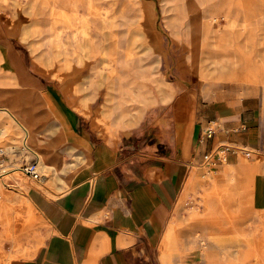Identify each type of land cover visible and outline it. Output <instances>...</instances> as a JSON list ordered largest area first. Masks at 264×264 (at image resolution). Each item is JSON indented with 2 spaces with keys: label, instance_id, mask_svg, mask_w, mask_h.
<instances>
[{
  "label": "rangeland",
  "instance_id": "1",
  "mask_svg": "<svg viewBox=\"0 0 264 264\" xmlns=\"http://www.w3.org/2000/svg\"><path fill=\"white\" fill-rule=\"evenodd\" d=\"M222 1L94 0L105 17L103 22L96 14L89 13L85 5H76L67 16L58 17L57 28L63 40L60 48L69 44L67 36L71 32L78 27L81 30L89 22L92 31L96 23L101 27L104 23L102 41L106 50L112 47L111 35L115 30L120 31L122 39L120 51L133 37L130 30L133 33L136 30L134 36L139 40L135 52L140 58L134 62L137 66L142 64L140 68L145 73L148 68L154 71L150 78L143 79L144 91H151L145 98L151 101L137 121L115 126L112 131L103 115L105 85L99 86L95 95L90 88L94 59L87 65L75 63L78 73L67 78L69 70L57 62L58 45L48 49L43 44L46 39L41 29L44 27L42 16L35 13L41 5L27 0L18 3L0 0L1 43L14 45L20 54L23 74L31 79L30 83L21 82L18 72L13 71L12 79L7 78L2 83L0 78V105L14 104L24 114L30 113L34 134L28 145L39 153L35 170L40 176L37 180L24 175L22 189L9 179L17 165L30 166L36 157L21 145L24 130L19 129L15 134L14 127L6 124L9 115L0 111V128H6V132L0 134V148L8 143L20 144L17 153L0 155V264L33 257L48 236L49 225L45 219L25 203L29 187H38L54 196L65 188L63 180L81 166L79 155L56 147L60 143L59 131L44 98L48 91L55 94L64 107L77 113L82 123L99 138L118 143L125 135L135 133L140 137L136 140L138 147L156 141L160 124L167 129L174 125L184 129L185 123L192 125L197 109L219 99L236 101L246 96L257 97L264 115V18L260 11L249 17L244 8L245 0H229L228 15L214 21L212 11ZM263 1L258 0L257 4L263 6ZM177 3L179 8H176ZM77 22L79 25L75 26L73 23ZM92 34L94 40L97 39L95 30ZM219 38L227 41L216 44ZM47 49L50 58L45 57ZM135 52L129 54L135 55ZM0 68L3 69L2 62ZM134 79L125 75L124 87L131 86ZM28 90L33 92L32 101L17 98L19 94H28ZM134 93L135 89H129L127 95ZM259 162H264V152L247 156L237 151L236 156H229L214 166L192 165L189 177L195 171L198 179L188 177L184 193L177 201L163 238L161 236L160 264H168L166 256L170 257L171 264H264V210L255 205L254 190L256 174L263 172L254 168ZM215 174L217 178H213ZM44 182H53L55 192L40 187ZM209 201L213 205L208 210L205 206ZM171 232V247L165 250V236ZM207 252L214 254L216 260L206 257Z\"/></svg>",
  "mask_w": 264,
  "mask_h": 264
},
{
  "label": "crops",
  "instance_id": "2",
  "mask_svg": "<svg viewBox=\"0 0 264 264\" xmlns=\"http://www.w3.org/2000/svg\"><path fill=\"white\" fill-rule=\"evenodd\" d=\"M14 1L18 3L20 0ZM257 1L245 0V12L250 17L260 11L264 18V4L260 6ZM90 3L96 5L94 0H87V4ZM220 5L212 11L214 21L229 13L226 8L220 9ZM103 17L102 14L99 19L103 21ZM73 24L79 25L78 22ZM111 24L118 26L114 22ZM57 25L55 30L45 33V37H50V43L43 44L48 49L52 45L59 46L56 48L60 56L57 62L69 68L72 75L67 74V78H73L78 73L75 63L87 65L94 59L90 88L95 95L99 86L106 87L103 115L109 130L137 121L151 101L145 98L151 91H144L146 85L143 79L150 78L154 71L148 68L145 73L140 68L142 64L137 66L135 63V59L140 58L135 52L139 40L134 36L136 30L134 33L130 30L133 37L128 45H123L124 50L121 51L119 47L122 39L117 30L111 35L112 47L106 50L102 41L104 23L102 27L93 26L97 39L94 40L92 27H82V30L76 27L77 30L67 36L69 44L60 48L59 43L63 40ZM208 25L206 21V29ZM2 30L0 23V39ZM225 41L227 39L219 38L216 44ZM48 49L45 57L50 58ZM134 52L135 55L129 54ZM19 55L14 45H4L0 40L2 83L7 78H13L12 71L18 72L21 82H31L23 74ZM125 75L135 77V82H131L129 87H124ZM157 79L153 78L154 81ZM129 89H135V93L127 95ZM33 96L32 90H28V94H19L17 98L30 102ZM44 98L58 125L60 143L56 147L62 152L66 149L68 154L79 155L82 162L70 178L63 180L65 188L54 196L45 194L38 187H29L28 197L37 213L49 225V233L33 257L17 259L12 264H160L158 249L161 236L183 192L192 165L200 164L205 153L223 142L242 145L255 151L253 154L264 152V115L259 99L253 96L236 101L219 99L208 102L197 109L192 125L185 123L184 129H180L181 126L177 128L173 124L167 129L160 124L156 141L139 147L136 140L140 137L137 134L129 133L124 136V141L109 143L89 130L82 123V118L64 107L55 94L48 91ZM130 101H134V104H128ZM0 111L9 115L6 124L10 123L14 127L15 134L19 133V129L26 130L23 142L25 139L28 142L31 134H34L30 113L27 111L24 114L14 104L0 105ZM209 126H214L211 136L206 134ZM3 132H6L5 127L0 128V134ZM12 138L16 140V136ZM17 147L18 144L13 142L0 149L17 153ZM236 155L237 152L229 154ZM259 164L254 165V168L263 170L256 174L257 183L254 182L255 205L264 210V162ZM17 166L24 168L22 165ZM195 173H191L189 180L192 177L198 179ZM217 177L216 174L213 176ZM44 184L47 188L45 191L55 192L53 182ZM211 205L213 202H207L206 209L209 210ZM171 236L172 232L165 236V250L171 247ZM205 256L216 260L212 253L207 252ZM165 259L171 264L170 257L166 256Z\"/></svg>",
  "mask_w": 264,
  "mask_h": 264
},
{
  "label": "bare ground",
  "instance_id": "3",
  "mask_svg": "<svg viewBox=\"0 0 264 264\" xmlns=\"http://www.w3.org/2000/svg\"><path fill=\"white\" fill-rule=\"evenodd\" d=\"M177 2H180L181 0H176ZM229 0H224L223 3H221L220 5V9L222 8H226V4L228 3ZM38 3V2H37ZM41 6H38L36 9L37 11H35V13L37 12L38 15H41L42 17L40 18L41 23L44 24V27L42 26V32L45 33H49L52 30L56 29V25L58 23L59 20V16L61 14H64L65 16H67L68 12L71 10L73 11L75 7L81 5L84 6L86 8H88L89 13L91 14H96V18L99 19L100 15L102 12H100V6H96L93 4H87V0H42L41 3H39ZM77 5V6H76ZM48 7V8H46ZM35 9V7H33ZM102 8V7H101ZM176 8H179V3L176 4ZM245 10H247V5L244 6ZM228 9V8H226ZM153 11V10H151ZM49 12V13H48ZM103 14V13H102ZM175 15V14H174ZM100 20V19H99ZM84 21V20H83ZM96 22V21H95ZM101 22H103L101 20ZM39 23V21H38ZM36 25L39 27V25L36 23ZM76 25V24H75ZM84 28L85 27H89L90 23L83 25ZM96 27L101 26L100 24L96 23L95 24ZM91 27V26H90ZM36 28V26L34 27V29L38 32H40V29ZM76 28V27H75ZM83 28V29H84ZM34 30V31H35ZM82 30V29H81ZM58 31V30H57ZM87 31V29H86ZM72 33V32H71ZM76 34V33H75ZM89 35V34H88ZM87 35V36H88ZM45 44H49L50 43V37H45ZM86 39V38H85ZM73 42V41H72ZM71 42V43H72ZM86 42V40H85ZM75 44V43H74ZM59 47V46H58ZM67 50V49H66ZM76 53V52H74ZM76 58V57H75ZM78 60V59H77ZM87 61V60H86ZM85 63V62H84ZM59 64V63H58ZM109 65V64H108ZM74 68V67H73ZM69 69V68H68ZM67 69V70H68ZM71 70V69H70ZM74 70V69H73ZM72 72V70H71ZM74 72V71H73ZM71 73H69L70 75ZM72 75V74H71ZM30 129V128H29ZM29 131V130H28ZM11 146V145H9ZM19 146V145H18ZM13 149V148H12ZM38 155V154H37ZM21 166V165H20ZM28 170H26L25 168H21L17 166V169L9 174L10 177L9 179H12L14 181V185L17 186L19 189H22V181L24 179V175H26L27 177H32L31 175H29V173L27 172ZM7 176V174H5ZM4 175V176H5ZM5 180V179H4ZM2 181V180H1ZM41 184V183H40ZM38 185V184H37ZM39 186V185H38ZM40 187H42L43 189L47 190L46 185L44 183H42L40 185ZM53 187V186H52ZM51 190V189H50ZM26 200V205L28 206V208H30L31 210H36V207L34 206V204L32 203V201L30 200V198L28 197V195H26L25 197ZM19 201V200H18ZM17 201V202H18ZM20 202V201H19ZM23 204V203H22ZM22 206V205H21Z\"/></svg>",
  "mask_w": 264,
  "mask_h": 264
},
{
  "label": "built area",
  "instance_id": "4",
  "mask_svg": "<svg viewBox=\"0 0 264 264\" xmlns=\"http://www.w3.org/2000/svg\"><path fill=\"white\" fill-rule=\"evenodd\" d=\"M214 132V126H209L206 129V134L211 136ZM24 135L26 136V130H24ZM27 139L24 140L23 142V147L27 150L32 152L35 157L36 161L33 162L30 166H25L24 168L28 170L27 172L29 175H31L35 179H39V173L35 170V167L38 164L37 159H39V156L37 153L28 145V142H26ZM237 151H242L244 152L247 156H251L255 151L251 149H247L244 147H239L230 143H220L217 146H215L213 149L208 151L207 153L204 154L202 162L200 163L201 165H209V166H214L218 163H223L224 161L227 160L229 157L230 153H234ZM6 152H4L2 149H0V155H4Z\"/></svg>",
  "mask_w": 264,
  "mask_h": 264
}]
</instances>
